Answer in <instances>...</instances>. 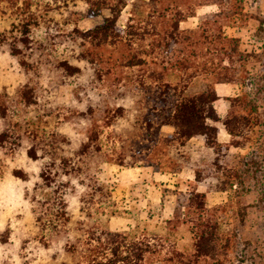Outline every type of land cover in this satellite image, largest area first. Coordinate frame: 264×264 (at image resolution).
I'll list each match as a JSON object with an SVG mask.
<instances>
[{
	"label": "trees",
	"instance_id": "trees-1",
	"mask_svg": "<svg viewBox=\"0 0 264 264\" xmlns=\"http://www.w3.org/2000/svg\"><path fill=\"white\" fill-rule=\"evenodd\" d=\"M3 1L12 19L0 30V48L17 59L27 78L16 98L34 104L41 91L73 86L67 105L73 136L50 132L27 150L29 158L43 160L39 177L45 187L61 178L71 195L83 187L79 210L93 218L102 199L111 198L99 177L104 163L177 171L188 163L190 140L201 137L212 153L195 164L196 179L235 195L227 206L207 208L205 193L190 190L164 232L136 235L75 218L69 193L50 194L37 200L54 216L42 229L64 235L61 248L71 257L57 264H264V239L247 228L258 226L250 222V209L264 210V18L256 31L262 47L249 50L225 30L249 20L246 0H136L124 26L118 19L130 0ZM208 4L217 10L203 14L197 27L181 28L183 19ZM105 10L102 22L80 27ZM222 82L241 87L224 118L214 107L215 85ZM10 103L0 96V118ZM219 124L232 135L229 145L217 140ZM164 125L174 131L163 135ZM10 130L0 133V142L13 135ZM230 145L249 150L229 155ZM252 192L258 199L250 203ZM183 224L192 241L180 247L174 234Z\"/></svg>",
	"mask_w": 264,
	"mask_h": 264
},
{
	"label": "rangeland",
	"instance_id": "rangeland-1",
	"mask_svg": "<svg viewBox=\"0 0 264 264\" xmlns=\"http://www.w3.org/2000/svg\"><path fill=\"white\" fill-rule=\"evenodd\" d=\"M133 2L139 4L136 0ZM133 2L130 1L124 8L119 19L121 26L126 24L132 12ZM245 9L250 15L249 20L242 27H227L225 30L229 35L239 36L244 48L259 50L263 42H260L256 31L260 24L258 18H264V0H246ZM10 12L12 10L9 5L0 0V30L2 32L10 22L7 17L12 19L9 16ZM108 13V10H105L102 15L86 18L79 25L83 29L90 28L99 23ZM202 13L204 12L200 11L198 15ZM195 22L199 23L198 20L190 19L182 23V26L192 27ZM37 34L40 35L39 39H42V30H39ZM262 36L261 41H264V34ZM45 42L52 43V40L47 39ZM51 52L60 57L58 52ZM25 81L27 78L19 67L17 59L0 48V96L11 101L8 115L6 118H0V133L6 131L9 133V129L13 132L12 136L6 138L7 141L0 142V264H57L62 258H71L64 252V248H61L64 247L66 239L62 234L59 237L46 230L50 228L49 219L52 220L54 216L50 211L47 212L49 209L43 210L44 207H38L37 200L48 199L50 194L53 197L61 194L65 196L71 187L66 184L65 178H61L63 182L58 181L53 187H45L39 177V172L44 168L43 160L29 158L27 150L33 146L34 142L41 141L50 132L64 131L73 136L70 129L71 119L67 118L69 115L67 105L72 99L73 86L59 84L54 90L50 87L47 92H40L42 96H38L39 100L36 103L25 105L16 98L18 90ZM20 136L21 139H19ZM12 141L15 144H11ZM105 145L106 149L110 147L106 143ZM109 163L113 162L102 165L99 177L109 189L111 198L102 199L100 211L98 213L94 211L93 218H87L86 211L83 213L79 210V207L83 205L79 198L84 188H78L72 195L69 193L71 195L69 204L74 217H81L87 223L96 220L98 228L107 229L109 226L116 229L125 228V223L128 222L126 218L133 217L132 223H137V226L131 231H134L136 235L144 229H148L150 233L164 232L160 207L147 204V200L150 199L149 187L138 181L130 187V192L128 188L121 190L113 172L103 174L105 165ZM16 171L21 174L17 175ZM54 176L55 174L52 175ZM257 199L258 195L255 192L247 196V201L250 203ZM255 210L250 209V222H258L256 224L258 226L247 228L264 239V210H256V212ZM37 213L41 214L42 222L37 221ZM73 224L74 220H71L68 227ZM43 226L46 227L44 231ZM44 233L46 237L43 236ZM183 233L174 234V239L180 247L186 244L182 238H185L187 234ZM77 252L80 254L79 249Z\"/></svg>",
	"mask_w": 264,
	"mask_h": 264
},
{
	"label": "crops",
	"instance_id": "crops-1",
	"mask_svg": "<svg viewBox=\"0 0 264 264\" xmlns=\"http://www.w3.org/2000/svg\"><path fill=\"white\" fill-rule=\"evenodd\" d=\"M130 1L133 2L134 0ZM216 10L217 6L214 4L203 5L197 8L196 13L194 15L183 19L180 22V26L183 29L195 28L197 27L196 24H198L196 22L193 23L195 25L192 27L186 26L188 28L182 26V23H186V21L190 19L196 21L198 20L199 22V19L203 14L210 13ZM200 11L204 13L199 16L198 14ZM102 20L100 22H102ZM215 89L219 98L214 101V107L218 115L221 118H224L228 114L230 109V98L239 95L241 93V87L236 83L222 82L217 83L215 85ZM219 126L220 129L217 132V140L221 144L229 145L232 141V135L223 125L219 124ZM173 131L174 128L169 125H164L161 127V133L163 135L171 134ZM188 148V163L182 166L177 171H165L160 169L156 165L149 163H144L142 165L137 164L132 167L123 166L117 163H109L105 165L103 174L107 175V173L113 172L114 177H116L115 179L117 181L118 187L121 188V190L128 188V192H130L131 190L130 187L136 184L138 181L145 183V185L149 187L150 192V199L147 200V204L158 205L160 207L159 210L162 216L164 227L166 220L173 219L175 217V214H177V210L180 208L179 200L181 199L182 195L190 190H196L198 192L205 193V201L207 208L225 205L227 206L228 204H230V201H232L235 196L232 189H215L209 184L205 182H200L196 179L197 167L195 166V164L200 162L201 159H206L210 155V153H212V149L205 144L203 138L201 137L192 138L189 142ZM248 150L249 148L247 147H235L233 145H230L228 154L243 155L246 154ZM205 156L206 158H204ZM126 219L128 222L125 223V228L116 229L115 227L109 226L108 229L112 231H129L131 229L133 230V228L137 226V223H132V219L134 218L132 217ZM146 230L150 233L148 229ZM163 230H165V228ZM179 233L187 234V236L185 235V238L182 239L183 241H186L185 245H189L192 241V234L189 230L188 224H183L176 231L175 234Z\"/></svg>",
	"mask_w": 264,
	"mask_h": 264
}]
</instances>
